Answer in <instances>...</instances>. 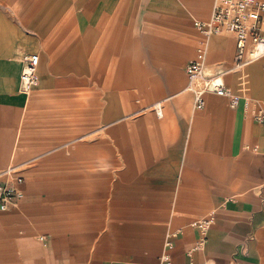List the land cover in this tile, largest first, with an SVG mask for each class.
I'll return each instance as SVG.
<instances>
[{
	"label": "crops",
	"instance_id": "0c3cea01",
	"mask_svg": "<svg viewBox=\"0 0 264 264\" xmlns=\"http://www.w3.org/2000/svg\"><path fill=\"white\" fill-rule=\"evenodd\" d=\"M114 1L86 2L79 7L83 21L75 15L73 34L59 26L44 34V41L39 38V53H27L40 57L39 86L32 97L20 91V52L27 46L21 36L11 37L12 25L1 14L7 9L0 5V45L3 38L15 47L0 62V183L9 180L11 169L24 178L19 205H36L15 243H0V248L14 249V264H162L164 254L171 264H264V124L255 119L259 110L264 113V60L247 68V87H239L236 71L224 77L228 88H242L257 104L246 108L242 101L231 109L227 99L209 95L200 111L186 91L187 76L183 87L186 68L176 74L191 55V43L181 40L170 50L164 44L169 38L162 40L155 47L161 53L154 50L151 58L164 70L159 74L166 87L163 100L152 105L154 113L93 128V119L109 117L108 87H115L111 93L117 100L126 87L148 88L132 80V67L125 82L124 28L159 11L148 0ZM162 22L179 31L188 27L184 18ZM210 49V63L217 68H207L209 73L233 69L234 36H217ZM109 60L115 64V85L108 82ZM69 69L85 75L98 71L95 85L70 84L62 76ZM69 87H85V95H73ZM91 87L99 88V100L92 99ZM66 104L83 107L68 111ZM49 119L60 123L49 125ZM76 119L89 122L69 126L67 121ZM108 163L116 169L115 182L106 170L94 169ZM207 218L212 223L203 232L198 222Z\"/></svg>",
	"mask_w": 264,
	"mask_h": 264
},
{
	"label": "rangeland",
	"instance_id": "374dc122",
	"mask_svg": "<svg viewBox=\"0 0 264 264\" xmlns=\"http://www.w3.org/2000/svg\"><path fill=\"white\" fill-rule=\"evenodd\" d=\"M148 1L149 4H151L152 9H157L159 12L155 14L154 12L150 11V13H154V15H151L148 12L145 17L146 19L137 21L133 27H125L123 43L125 82H127V78L129 77L128 75H126V72L128 71L129 67H132V69L130 70L131 72H133V76H131L132 80L134 79L136 83L143 84L142 87L144 86L148 88L139 89V87H126L124 89L125 96H123V99L121 98L117 100L115 93H111L112 91L114 92L115 87H108V104L106 111L109 117L108 119L101 120L93 119L91 121V126L93 128L115 127L118 123L122 122V118L132 116V114L135 113L148 111L150 113H154L153 109H151L152 105L155 102L163 100L161 97V92L163 91V88L166 87L165 77L159 74L160 70H164L160 69V67L158 66H155L151 58L154 50L157 55H159V52L161 53V51L158 50L159 47L155 48L160 41L169 38V42L164 44L165 46L170 47V50H175L181 40H183L184 42L189 41V43H191V55L182 63L181 67L177 69L176 74L178 76L180 70H185L188 62L194 58L196 49L201 43H206L209 46L207 59L208 71L210 72L211 70H215L217 67H214L213 64L210 63V58L212 55L210 49V41L221 35H230L233 38V35L231 33L224 32L220 35L213 36L210 39H206L195 27V21H207L212 16L215 0ZM261 1L264 2V0ZM86 2H92L95 3V5L115 4L114 0H40V5L37 6L36 0H32L31 2H29L28 0H0V5H2V7H6L7 9L5 11H1V14L7 20H9L12 25L11 37L13 38L16 35L19 37L21 36V39H23L22 42L25 46H27V51H24L25 49H23L20 52L21 55L23 54L21 57V63H23V58L27 55V53H39L38 51H36V46L37 44L38 46L42 44L41 42L39 43V38L44 41V34L47 33L48 35H51L55 30H61L59 26H61L62 29L63 27H66V30H69L71 33L74 32V25L77 19L76 16L80 19L81 22L84 19L81 18V11L79 10V7L83 8L84 3ZM53 14H55V17H53ZM170 18L187 19L188 27L185 29V31H179L178 29L176 30L175 27H166L162 21H167ZM53 19L55 21V27H53ZM171 36H179V38H177L178 40L175 42V39L171 40ZM3 41L4 39L1 38L0 62L7 58L11 50L13 51L15 49L13 43L10 42L11 40L7 39L6 44H4ZM11 46L12 49H10ZM151 46L154 47V49L152 48V51ZM233 49L234 48L232 47V57L234 55ZM262 60H264V58ZM91 72L92 74L85 75L84 70L69 69L67 73L62 76L65 77L66 81L73 82L70 84H79L82 86L84 82H91L93 85H95L94 83H96L99 72L94 71V69H92ZM107 72L109 75L108 82L115 85L117 83V76L114 75L115 64L111 60L108 61ZM185 85L186 75L183 87H185ZM249 85L251 87L250 74ZM84 88L85 87H69L68 92L72 93L73 95L84 96ZM91 89L93 97L92 99L99 100L100 96H96L95 94L98 93L99 88L91 87ZM33 95L34 94L32 93L31 97ZM249 97L250 100L253 99L250 92ZM104 99L105 97H103L102 100ZM117 101L118 105L116 104ZM251 102H255L257 104L256 100H253ZM261 103L263 105V101H260V105ZM100 105L101 104H93V108L96 107V109L99 110L98 108L101 107ZM65 106L68 107V111L75 112H79L83 107L82 104H66ZM102 107L105 108V105L102 104ZM120 115H123V117L115 118L117 116L119 117ZM67 122H69V126H73V124H75V126L77 127H82L89 121L85 122L83 120L76 119L68 120ZM123 122L127 123V121ZM46 123L56 126L57 123L60 122L59 120L49 119L46 121ZM98 164L99 162H93V165ZM94 169H102V171L106 170L108 175H111L113 181L115 182L116 169L115 167H112L110 163H108L106 167H94ZM45 186L47 185H41V188L46 189ZM46 197L48 198L49 196L46 195ZM35 206L36 205L34 204L29 206L19 205L8 212L0 211V243H15V240L20 237L23 230L22 223L31 222L30 217L32 216H30V213H32V210H34ZM10 230H14L15 232H11ZM43 236L44 233L40 232L38 233L37 237L41 239ZM0 249L4 254L7 255L5 259L0 257V264H14V255H16L14 249H8L10 251H6L2 248ZM10 256H12L13 258H9Z\"/></svg>",
	"mask_w": 264,
	"mask_h": 264
},
{
	"label": "built area",
	"instance_id": "2783aa9c",
	"mask_svg": "<svg viewBox=\"0 0 264 264\" xmlns=\"http://www.w3.org/2000/svg\"><path fill=\"white\" fill-rule=\"evenodd\" d=\"M195 27L206 39L229 32L234 36L236 45L233 69L216 74L207 72L208 44L201 43L197 47L194 59L186 67V91L192 94L195 109L204 110L209 95L227 99L231 109L239 108L242 101H246L247 108L251 101L244 97L243 89L235 92L228 88L224 77L236 71L241 74L239 87H247V68L264 58V2L260 0H215L212 16L207 21L195 22ZM22 64L20 91L29 96L39 86L40 57L27 54ZM160 106L161 104L154 105L155 111L161 110ZM158 115L161 116V111ZM255 119L264 124V113L259 110ZM6 173L9 175V180L0 183L1 212L16 208L24 198L21 188L24 178L12 174L11 169ZM211 223L212 221L207 218L199 221L198 225L203 232H206ZM43 239L44 237L41 238ZM162 264H171L170 255L162 256Z\"/></svg>",
	"mask_w": 264,
	"mask_h": 264
},
{
	"label": "bare ground",
	"instance_id": "6f19581e",
	"mask_svg": "<svg viewBox=\"0 0 264 264\" xmlns=\"http://www.w3.org/2000/svg\"><path fill=\"white\" fill-rule=\"evenodd\" d=\"M195 22H197V21H195ZM195 22H194V24H195Z\"/></svg>",
	"mask_w": 264,
	"mask_h": 264
}]
</instances>
